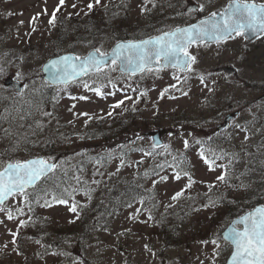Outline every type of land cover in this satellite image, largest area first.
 I'll list each match as a JSON object with an SVG mask.
<instances>
[{
  "label": "rangeland",
  "instance_id": "374dc122",
  "mask_svg": "<svg viewBox=\"0 0 264 264\" xmlns=\"http://www.w3.org/2000/svg\"><path fill=\"white\" fill-rule=\"evenodd\" d=\"M229 1L150 0L145 3V0H101L99 5L94 4L89 11L87 5L94 3V0H65V4L56 13L60 16L53 26L48 21L59 5V0H0V65L5 69V75L0 77V85H4L8 75L16 76L17 72L28 85L23 97L17 96L11 88H0V97H7L0 100V119L4 124L0 126V131H5L0 134V160L1 151L9 148L11 138L14 137V132H6L5 126L12 125L15 120L14 127L19 130L21 128L18 116L23 114V110L17 108L22 107L17 99L24 100V96L35 98L42 87L47 85L42 65L50 56L71 49L79 56L86 55L92 48L107 52L120 35L145 36L153 31L170 30L209 12L221 10ZM119 2L124 4L122 9L128 17L122 14L125 12H120V18L115 20L114 8ZM197 3L206 5V10L189 15V8L186 9V6L192 4V7H197ZM73 4L76 5L75 8L72 7ZM105 5L110 8L106 10ZM33 17H36L34 23ZM65 18L72 19V23L65 34L67 40L62 42L56 36L59 34L60 21ZM88 19L96 22L97 34H105L89 39L86 43L78 42L74 33L70 32L75 28L73 23ZM189 51L196 56L197 62L193 65L192 72L177 73L182 81L173 78L175 70L170 68L161 69L158 74H143V77L142 74L129 77L118 68L116 71L105 69L111 83L99 74L94 75L98 83L94 86L105 85L101 88L103 96L85 89L77 81L67 86L72 93L76 91L77 94L65 95L46 106V112L51 115L41 118L37 131L40 139L51 134L62 142L59 155L64 167H67L74 153L77 154L87 146L109 148L110 154H114L106 162L107 165L93 164L83 171L85 176L82 172L80 178L85 179L86 183L78 185L77 181H71L67 188L72 195L67 204L56 203L50 193L42 202L32 207L33 211H29L21 197L11 198L6 206L12 209L16 218L9 220L5 213L0 212V220L3 221L0 223V264H70L71 261H76L77 264L224 263L230 249L223 241H220L219 249L211 243L217 237L221 219L226 213V207L218 204L216 199L226 194L240 196L248 191L254 193L251 187L255 181L250 178L253 167L248 166L254 130L251 126L243 125L242 121L244 116L250 117L249 114L264 110V100L259 98L264 90V36L253 39L236 37L221 42L220 45L209 43L208 46H193ZM228 64L234 65L235 71L226 73L219 69ZM185 76L186 80L183 79ZM201 77H204L203 81ZM94 79L90 77L84 81L93 86ZM171 85L176 87L172 88ZM165 89L168 91L161 98ZM142 92L147 95L142 96ZM218 94L223 99L224 107L231 103L233 108L239 109V113L230 127L220 134V144L212 147L223 158L211 164L214 170H210L209 164L200 155L201 146L197 141L209 139L218 130V124L223 123V118L215 119L213 111L205 108L207 100ZM82 96L87 99H79ZM227 96L230 97L229 101L224 100L228 99ZM10 99L14 100L13 105ZM121 100L124 103L114 107ZM39 111L40 109L37 114ZM80 113L88 115H79ZM200 117H205V121L200 122ZM90 118H93V123L98 119L113 126L119 118L125 121V127L119 128L115 135H112L114 130L108 131L107 128L108 137L86 140L79 130ZM32 125L37 126L36 123ZM236 125L247 131H242ZM159 127L166 130L162 133L163 144L155 146L152 136L146 135V132ZM17 136L18 134L15 135L16 139ZM185 140L188 142L187 148L184 146ZM164 145L168 146L167 149ZM120 148L131 152L123 156L119 153ZM17 149L18 145L13 150ZM185 151H189L193 163L195 179L191 187H187L189 177L182 175L177 180L174 167L167 163L165 167L162 166L164 158L173 160L176 153ZM226 152L233 153L235 157ZM19 156L27 155L21 152ZM121 160L125 162L123 167L120 166ZM154 169L160 171L156 172ZM225 170L230 177L226 183L217 180ZM145 172L148 173L147 176L144 175ZM69 173L72 180H77L72 167H69ZM164 176L168 177L166 181L161 180ZM154 181L159 182L154 184ZM116 183L122 190L127 185L128 188L133 186L132 189L137 185L144 186L146 190L154 189L156 194L143 199V205L140 203L142 198L131 200L126 197L128 204L116 207L107 219L102 217L89 226L90 230H85L78 222L80 208L93 205L98 197L102 196V201L109 198L107 187ZM44 188L47 189L46 186ZM77 188L79 191L75 193ZM181 191L183 195L173 200L172 197ZM129 194L131 198L134 196L131 192ZM45 200L52 206H43ZM73 203L78 206L77 213L70 211ZM17 207L24 208L23 215L16 213ZM177 209L187 213L186 221L181 224L178 237L171 245L166 244L168 242L164 238L161 215ZM133 216L135 219L131 218ZM21 221L25 222L23 226ZM72 222H77L74 228L81 229L84 234L90 232L83 244L72 246L58 238L59 227L69 228ZM13 232L18 234L15 244L12 243ZM204 241L207 243H203ZM216 252L219 255H215ZM62 253H70V256Z\"/></svg>",
  "mask_w": 264,
  "mask_h": 264
},
{
  "label": "snow or ice",
  "instance_id": "6c2138e0",
  "mask_svg": "<svg viewBox=\"0 0 264 264\" xmlns=\"http://www.w3.org/2000/svg\"><path fill=\"white\" fill-rule=\"evenodd\" d=\"M150 0H145V3ZM101 0H94V3H89L87 8L89 11L95 5H99ZM65 4V0H59V5L51 14L49 24L55 26L57 22L56 13L60 11L61 7ZM76 7L75 4L72 5ZM206 5L200 4L198 7H192L187 10L191 15L193 12H204ZM46 11V10H45ZM142 11H145L142 8ZM87 14V13H86ZM12 15V13H8ZM36 17L32 18L34 23ZM23 24V21L20 22ZM35 31V29H33ZM250 36L259 38L264 36V3H256V0H230V2L221 10L209 12L208 15L200 19L197 23L188 24L185 27H176L170 31H162L160 35L149 37L142 40H131L126 42H117L111 52H104L100 48L93 49L86 57H79L75 55H63L56 59L51 60L47 65L43 67V71L49 74V83H55L63 85L64 88L70 83H75L79 80L85 89L96 92L97 95L103 96L104 93L101 88L105 85L101 84L99 87L92 86L83 80V77L88 76L90 73L99 74L108 79L111 83V78L105 69L116 71L117 68L121 73L131 76L136 74H152L159 73L161 69L170 68L175 70L173 78L182 81V78L177 73H189L192 72L193 65L197 62L196 56L192 55L189 51L193 46L199 47L201 45L208 46L209 43H215L220 45L221 42H226L236 37ZM5 75V69L0 65V77ZM184 80L187 79L185 76ZM204 77H201L203 81ZM17 83L21 80V74L16 73ZM93 81V85H95ZM27 88L28 85H23ZM170 87L175 88L176 85ZM0 88H5L6 85H0ZM168 89H165L161 93L163 98L164 93ZM114 95L115 93H109ZM187 95V92L183 93ZM17 96L23 97L24 93L17 89ZM142 96H146V92L141 93ZM76 99V97H72ZM130 99V97H126ZM79 99H87V97H80ZM124 101H119L114 107H119ZM75 107V105H73ZM45 116H50L51 113H44ZM79 115L87 116L88 113H80ZM111 115V113H109ZM236 127L241 128L240 125ZM242 131L247 129L241 128ZM143 139V137H140ZM248 136H245V140ZM200 143V141H197ZM185 148L188 147V142L184 141ZM167 149V145L163 146ZM151 155L152 153H145ZM201 157L205 160V163L209 164L210 170H214L208 158L204 155L203 150L200 153ZM216 159H222V156L215 157ZM238 158V157H236ZM99 163V161H98ZM125 162L121 160L120 166L123 167ZM223 167V166H221ZM57 164L50 163L49 161L37 158L26 161L9 162L6 166L0 167V212L6 214L7 219L12 220L16 217L13 216L12 209L7 208L6 202L10 198L21 197L22 203L26 205L29 211H33L32 203H39V197L33 196L32 193L36 191L37 185L49 177V174L55 173ZM99 174V173H98ZM148 175L147 172L144 173ZM188 175L187 172L184 173ZM228 172L225 170L221 175L217 177L220 182H227ZM180 174L176 173L175 179L179 180ZM79 182V177L76 178ZM168 177H161L162 181H166ZM159 181H154L158 183ZM99 183V181H94ZM194 181L189 177V184L187 187H191ZM243 187V185H241ZM210 187H213L210 185ZM32 189V193L29 192ZM67 195L71 196L72 193L64 190ZM183 195V191L177 192L172 199L177 200ZM53 200L59 204H67L68 200L53 196ZM141 205L144 204V200H140ZM45 207H51V203L45 200ZM131 207V204L128 205ZM171 206V205H169ZM77 204L73 203L70 207V211L77 213ZM18 215L24 214L23 207H17L15 209ZM135 219V216L131 217ZM0 223H3L0 220ZM21 226L24 225V221H21ZM11 235L14 237L12 243L15 244V237L18 235L13 232ZM220 241H223L226 247L232 249V253L228 264H264V207L256 208L252 212L246 213L240 216L236 220L230 221L229 226L221 234H218L211 243L216 245V248H220ZM39 242V241H37ZM203 243H207L204 241ZM7 247V245H5ZM57 254V253H54ZM65 256H70V253H62ZM215 255H219L216 252ZM70 264H77L76 261H71ZM82 264V262H79Z\"/></svg>",
  "mask_w": 264,
  "mask_h": 264
},
{
  "label": "trees",
  "instance_id": "16d2710c",
  "mask_svg": "<svg viewBox=\"0 0 264 264\" xmlns=\"http://www.w3.org/2000/svg\"><path fill=\"white\" fill-rule=\"evenodd\" d=\"M106 10L109 9L108 6L105 7ZM120 9V6H118L115 9V14L117 13V10ZM59 14L57 19H59ZM72 23V19L70 18H65V19H61L60 21V29H59V36L62 37L63 41L67 40L66 37V33L68 32V27L70 26V24ZM73 26L75 27L74 29H71L70 32L74 33V37L75 40H77L78 42H89V39H96L100 36H103L105 33L103 34H97V24L94 20L92 19H88V20H83V21H78V22H74ZM85 26V28H84ZM158 32V31H157ZM156 31H153L152 33H157ZM127 34V33H126ZM131 37H139V36H130V35H125L122 38H131ZM124 122H122L120 124V126H123ZM48 144L53 145V142L50 138H48ZM52 150H54V147H52ZM33 151H31L32 153ZM42 153H45L44 150H42ZM184 166V165H182ZM181 169H183V167H181ZM59 171H55L54 176H56L57 174H59ZM50 185L52 186V189L56 192V188L58 189V187L56 186V181L53 179L50 182ZM136 189V188H135ZM139 195H145L147 196L149 194V192H145L143 189L139 188ZM30 193H32V190L29 191ZM116 192V187H113L111 189V194L114 195ZM129 192L132 193L131 188L129 187L127 190L124 191L123 196H127L130 195ZM39 193L40 195L43 192V188L42 186H40L39 188L36 189V191L33 194V196ZM99 209V205L97 204V208L95 209V211H97ZM185 214L182 212L180 215L176 216L175 218H165L164 216H162V220H161V224H163L164 226V236L168 239L169 237L171 239L178 237V231H179V227L181 224H183L185 222Z\"/></svg>",
  "mask_w": 264,
  "mask_h": 264
},
{
  "label": "flooded vegetation",
  "instance_id": "af4514ba",
  "mask_svg": "<svg viewBox=\"0 0 264 264\" xmlns=\"http://www.w3.org/2000/svg\"><path fill=\"white\" fill-rule=\"evenodd\" d=\"M262 85H264V83H262ZM259 98L264 100V90L260 94ZM222 101H223V99L218 94V95H213V99H208L207 102H206L207 106L205 108L206 109L209 108V109H211L213 111V117L215 119H217L218 117H221V118L224 119V117H225V115L223 114L225 112V110H224V106H223ZM218 102H220L222 104H220ZM229 106L232 107L233 104H226L225 108L229 107ZM228 110H230V109H227L226 111H228ZM227 113L228 112H226L225 114H227ZM199 119H200V122H204L205 121V117H200ZM249 123L251 124L252 128L254 129V136L256 137V141H255L256 145L259 146V147H261V146L264 147V110L255 111V113L250 116ZM216 132L217 131H215L214 134H217ZM252 203L253 204L255 203V199L254 198L253 199L251 198V204ZM228 248H230V247H228ZM163 264H166V263H163ZM223 264H225V261H224Z\"/></svg>",
  "mask_w": 264,
  "mask_h": 264
},
{
  "label": "water",
  "instance_id": "95a60500",
  "mask_svg": "<svg viewBox=\"0 0 264 264\" xmlns=\"http://www.w3.org/2000/svg\"><path fill=\"white\" fill-rule=\"evenodd\" d=\"M257 3V2H256ZM259 4V3H258ZM206 17V16H205ZM202 18H204V17H202ZM202 18H200V19H202ZM199 19V20H200ZM198 20V21H199ZM198 21H196V22H193V23H191V24H194V23H197ZM187 26V25H186ZM183 27H185V26H183ZM249 37H252V36H250L249 35ZM148 39V38H147ZM136 41H138V40H136ZM119 42H126V40H121V41H119ZM117 44V43H116ZM115 44V45H116ZM115 45L113 46V48L115 47ZM112 48V49H113ZM93 51V49L90 51V52H92ZM89 52V53H90ZM111 52V51H110ZM63 55H75L74 53H71V52H67V53H63V54H60V55H58V56H54V57H52V58H50L49 60H47L45 63H44V65H43V67L45 66V65H47L51 60H53V59H56V58H58V57H60V56H63ZM76 56V55H75ZM87 56V55H86ZM86 56H83V57H86ZM228 70H232V68H229L228 67ZM44 75H45V77L49 80L50 78H49V74L47 73V72H45L44 71ZM6 83L7 84H10V85H12V86H14L16 89H21V83H17V81H14V80H12L11 78H8L7 80H6ZM232 116V114L231 115H229L228 116V118H230ZM227 121H228V119L226 120V123H227ZM163 130L164 129H162V128H160V129H156V130H153V131H150L149 133L150 134H152L153 135V137H154V141L156 142V143H161L162 142V140H160L159 139V135L163 132ZM37 158H42L43 159V157L42 156H39V157H32V158H30V159H28V160H31V159H37ZM50 163H54V162H50ZM260 207H263V206H259V207H257V208H260ZM256 209V208H255ZM255 209H253V210H255ZM253 210H251V211H248L247 213H249V212H252ZM246 214V213H245ZM244 214V215H245ZM243 216V215H242ZM237 218H239V217H237ZM236 218V219H237ZM235 219V220H236ZM230 259V258H229ZM228 264V263H227Z\"/></svg>",
  "mask_w": 264,
  "mask_h": 264
}]
</instances>
